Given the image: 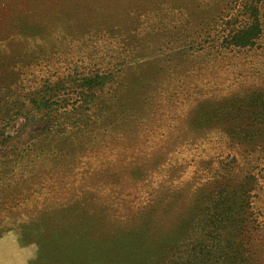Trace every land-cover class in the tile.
I'll return each instance as SVG.
<instances>
[{
  "label": "rangeland",
  "instance_id": "obj_1",
  "mask_svg": "<svg viewBox=\"0 0 264 264\" xmlns=\"http://www.w3.org/2000/svg\"><path fill=\"white\" fill-rule=\"evenodd\" d=\"M242 182L264 264V0H0V264L217 257Z\"/></svg>",
  "mask_w": 264,
  "mask_h": 264
},
{
  "label": "trees",
  "instance_id": "obj_2",
  "mask_svg": "<svg viewBox=\"0 0 264 264\" xmlns=\"http://www.w3.org/2000/svg\"><path fill=\"white\" fill-rule=\"evenodd\" d=\"M257 25L251 28L250 31V36L247 37V39H252L253 35L257 33ZM244 34L241 36L243 37ZM242 42H245V39L241 40ZM246 181L250 179V177H246ZM241 182V181H239ZM240 184V183H239ZM244 185V186H242ZM241 189H239V192L233 191L232 189L231 192L232 194H239V198H237L236 203L238 201L240 202L238 205V208L235 209L234 217L231 219H225L220 220L218 222V230H216V233L221 239L226 243V247L224 249L229 250V260H232L233 262L235 261L237 264H246L251 256L248 255L249 249L248 247V242L251 241L252 238H254V235L257 231V227H252L249 225V213H247L248 209V197H249V191L251 189H245V182H242L240 185ZM213 191V197L217 201H220V198L223 200L220 204L224 205L225 203L226 206H222V212L223 214L229 212L231 210L230 205L227 206V202H224L227 197H230L228 195L229 191L227 189H223L222 187H219V189H212ZM212 197V198H213ZM251 197V196H250ZM234 198V197H233ZM214 201V200H213ZM233 203V202H232ZM239 218V219H238ZM234 224V227L232 228L231 232H227V229L230 228ZM236 224V225H235ZM255 232V233H254ZM254 233V234H253ZM253 234V237L251 235ZM250 235V236H249ZM249 236V237H248ZM216 249H218V255L217 257H211V254L208 251H199L197 255H192L191 258L188 260V262H185L184 264H208L210 262V259L213 260V263L218 261L220 258L226 259L228 256H225L223 253V248L219 247L217 245ZM256 264H258L256 262Z\"/></svg>",
  "mask_w": 264,
  "mask_h": 264
}]
</instances>
